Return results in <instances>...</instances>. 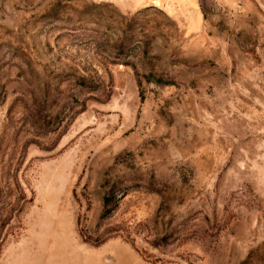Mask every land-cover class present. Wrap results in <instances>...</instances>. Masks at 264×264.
Wrapping results in <instances>:
<instances>
[{
  "label": "rangeland",
  "instance_id": "374dc122",
  "mask_svg": "<svg viewBox=\"0 0 264 264\" xmlns=\"http://www.w3.org/2000/svg\"><path fill=\"white\" fill-rule=\"evenodd\" d=\"M0 264H264V0H0Z\"/></svg>",
  "mask_w": 264,
  "mask_h": 264
}]
</instances>
